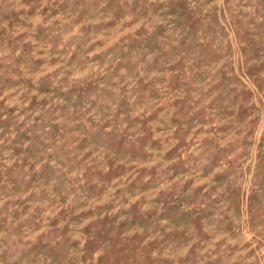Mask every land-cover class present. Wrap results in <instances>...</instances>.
Wrapping results in <instances>:
<instances>
[{"label": "rangeland", "instance_id": "374dc122", "mask_svg": "<svg viewBox=\"0 0 264 264\" xmlns=\"http://www.w3.org/2000/svg\"><path fill=\"white\" fill-rule=\"evenodd\" d=\"M0 264H264V0H0Z\"/></svg>", "mask_w": 264, "mask_h": 264}]
</instances>
